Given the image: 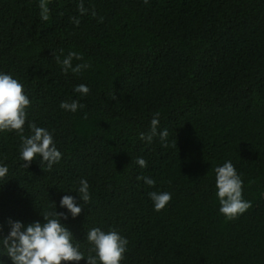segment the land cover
Segmentation results:
<instances>
[{"label":"trees","instance_id":"trees-1","mask_svg":"<svg viewBox=\"0 0 264 264\" xmlns=\"http://www.w3.org/2000/svg\"><path fill=\"white\" fill-rule=\"evenodd\" d=\"M39 3L0 0V73L31 101L24 135L29 123L47 129L62 157L51 170L39 156L23 167L19 134L0 132V238L9 219L44 223L57 211L85 258L86 232L100 227L129 241L121 264H264V0H48L47 21ZM61 49L91 67L65 74ZM73 100L84 107L60 108ZM157 112V133L169 136L148 143L140 133ZM228 161L251 203L234 220L215 186ZM152 191L171 193L159 212ZM65 195L82 206L75 218L60 207ZM0 264H12L2 244Z\"/></svg>","mask_w":264,"mask_h":264},{"label":"clouds","instance_id":"clouds-1","mask_svg":"<svg viewBox=\"0 0 264 264\" xmlns=\"http://www.w3.org/2000/svg\"><path fill=\"white\" fill-rule=\"evenodd\" d=\"M148 3V0H144ZM48 0H40V16L43 21L49 20ZM83 11L82 4L80 5ZM95 15V13H93ZM103 18H101L102 21ZM77 24L78 20L75 21ZM63 49L60 54L53 53L55 60L61 65L65 74L71 69L73 73H80L83 69L91 67L88 63L72 65L73 59L82 60L80 53L69 52L66 57L61 59ZM75 92L87 95L90 89L84 85H77ZM31 106V101L24 92V87L11 74L0 73V132H16L21 139L20 158L24 161L23 167L28 168L30 164L41 157L40 164L47 163L51 170L52 166L58 163L62 157L61 152L56 148L53 135L45 128L38 127L35 123H29L31 135H24V125L27 120V112ZM84 105L78 101H62L60 108L66 111H77ZM160 113H154L150 122V132L140 133V139L151 143L153 137L159 135L161 141H167L169 132L167 129L157 133L159 126ZM163 146L167 147L165 143ZM176 146V145H175ZM136 163L141 167H147V161L138 157ZM216 195L219 200V212L227 220H234L245 213L251 203L243 198V181L237 173L231 161L215 168ZM8 173L7 166H0V179ZM143 179L149 186H154L155 181L149 177H137ZM84 204H88L91 197L87 180H80V187L76 191ZM154 205V210H163L171 201L172 196L169 192L148 193ZM55 205V202H53ZM60 207L66 208L73 218L77 217L82 206H78L76 199L70 195H65L60 200ZM56 208V205H55ZM44 223L39 221L23 224L20 221L8 220L10 231L7 236L0 238V244L6 250V256L10 258L12 264H72L81 260L87 264H121L125 258L127 238L121 236L116 230L103 231L100 227H92L86 232V239L92 245L88 250L87 258L80 251L79 245L73 244V234L68 227L62 223L68 217L64 213L48 212L42 214ZM3 232V225H0V233ZM95 253L93 255L92 253Z\"/></svg>","mask_w":264,"mask_h":264}]
</instances>
